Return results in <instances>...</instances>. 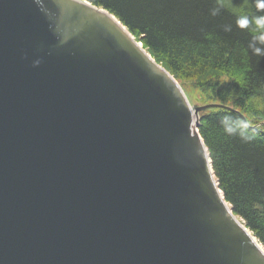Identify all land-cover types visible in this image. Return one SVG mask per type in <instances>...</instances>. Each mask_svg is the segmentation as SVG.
<instances>
[{
  "label": "water",
  "instance_id": "obj_1",
  "mask_svg": "<svg viewBox=\"0 0 264 264\" xmlns=\"http://www.w3.org/2000/svg\"><path fill=\"white\" fill-rule=\"evenodd\" d=\"M220 106L102 7L0 0V264H264L199 132Z\"/></svg>",
  "mask_w": 264,
  "mask_h": 264
},
{
  "label": "trees",
  "instance_id": "obj_2",
  "mask_svg": "<svg viewBox=\"0 0 264 264\" xmlns=\"http://www.w3.org/2000/svg\"><path fill=\"white\" fill-rule=\"evenodd\" d=\"M87 1L112 13L192 105H221L200 112L199 132L225 200L264 246V56L248 48L250 29L236 25L241 15L251 19L264 10L255 0ZM225 116L248 121L254 139L228 135Z\"/></svg>",
  "mask_w": 264,
  "mask_h": 264
},
{
  "label": "clouds",
  "instance_id": "obj_3",
  "mask_svg": "<svg viewBox=\"0 0 264 264\" xmlns=\"http://www.w3.org/2000/svg\"><path fill=\"white\" fill-rule=\"evenodd\" d=\"M223 2V0H222ZM255 6L259 10H264V0H255ZM220 8H213L211 14L217 15ZM236 25L240 29H250L251 38L248 44V48L252 54L256 57L264 56V15H257L251 19L247 15H241L236 20ZM224 31H231V26L226 25ZM40 62L35 61L33 66L38 65ZM224 131L228 135H238L245 142H249L254 139V135L250 132V125L248 121L243 119L233 120L230 116H225L221 121ZM261 125H257L259 128Z\"/></svg>",
  "mask_w": 264,
  "mask_h": 264
}]
</instances>
